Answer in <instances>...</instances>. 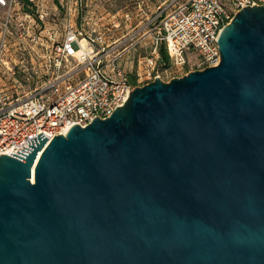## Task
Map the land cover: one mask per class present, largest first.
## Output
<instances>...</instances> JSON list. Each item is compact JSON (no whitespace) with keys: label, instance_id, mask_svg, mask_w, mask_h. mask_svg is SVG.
<instances>
[{"label":"water","instance_id":"95a60500","mask_svg":"<svg viewBox=\"0 0 264 264\" xmlns=\"http://www.w3.org/2000/svg\"><path fill=\"white\" fill-rule=\"evenodd\" d=\"M221 62L0 156V264H264V6Z\"/></svg>","mask_w":264,"mask_h":264},{"label":"built area","instance_id":"2783aa9c","mask_svg":"<svg viewBox=\"0 0 264 264\" xmlns=\"http://www.w3.org/2000/svg\"><path fill=\"white\" fill-rule=\"evenodd\" d=\"M17 4L18 0H0L8 16ZM254 5L264 6V0H166L159 6L138 2L137 24L129 36L112 39L104 28L83 33L73 26L57 44L51 35L49 79L16 98L0 89V156L24 157L18 150L27 154L21 149L29 152L23 146L31 149L28 141L32 145L31 139L35 142L41 133L51 140L66 135L75 124L86 127L96 117L109 118L136 87L162 79L156 69L161 48L179 70L194 56L188 73L218 66L223 28L244 7ZM125 20L132 21L130 12ZM138 45L148 53L139 57L133 79L124 62L130 48Z\"/></svg>","mask_w":264,"mask_h":264},{"label":"rangeland","instance_id":"374dc122","mask_svg":"<svg viewBox=\"0 0 264 264\" xmlns=\"http://www.w3.org/2000/svg\"><path fill=\"white\" fill-rule=\"evenodd\" d=\"M165 1L18 0L11 16L0 8V89L10 98H16L28 94L49 79L51 72H47L46 56L52 43L49 39L51 35L57 44L62 41L69 26H73L83 33L104 28L112 39H119L129 36L137 24L138 2L159 6ZM126 12L131 13V22L125 20ZM117 23L120 24L118 28L114 27ZM147 53L144 45L130 48L124 66L133 79L139 57ZM190 57V65L179 70L171 62H161L159 55L156 69L162 79L169 82L193 69L194 56Z\"/></svg>","mask_w":264,"mask_h":264},{"label":"trees","instance_id":"16d2710c","mask_svg":"<svg viewBox=\"0 0 264 264\" xmlns=\"http://www.w3.org/2000/svg\"><path fill=\"white\" fill-rule=\"evenodd\" d=\"M24 1L26 2L27 0H24ZM160 61L164 63L170 62L169 56L164 48H161L160 50Z\"/></svg>","mask_w":264,"mask_h":264}]
</instances>
